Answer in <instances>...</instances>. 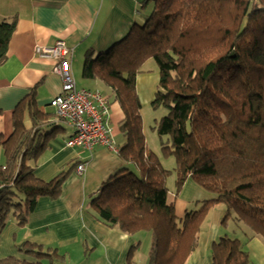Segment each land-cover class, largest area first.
Here are the masks:
<instances>
[{
	"label": "trees",
	"instance_id": "obj_1",
	"mask_svg": "<svg viewBox=\"0 0 264 264\" xmlns=\"http://www.w3.org/2000/svg\"><path fill=\"white\" fill-rule=\"evenodd\" d=\"M141 10L123 39L86 53L82 63V77L106 86L123 111L124 144L117 153L127 166L91 199L94 217L136 239L127 264L141 244L138 234L150 235L149 264H186L219 203L223 230L235 221L236 233L264 242V0H146ZM14 26L0 21V64ZM149 60L159 73L151 106L167 111L156 132L161 151L175 158L174 196L188 179L210 195L182 217L168 202L171 171L148 149L143 132L136 77ZM35 96L32 89L13 109L10 135L0 134V236L10 217L23 228L40 198L58 199L78 166L70 163L49 180L36 176L48 142L62 128L50 126L67 122L53 107L41 112ZM210 259L252 264L243 241L228 235L211 244ZM63 261L57 249L32 242L0 256V264Z\"/></svg>",
	"mask_w": 264,
	"mask_h": 264
},
{
	"label": "crops",
	"instance_id": "obj_2",
	"mask_svg": "<svg viewBox=\"0 0 264 264\" xmlns=\"http://www.w3.org/2000/svg\"><path fill=\"white\" fill-rule=\"evenodd\" d=\"M144 1L0 0V21L13 20L15 23L6 59L0 64V134L4 137L10 135L12 111L32 89H35L40 111L54 112L50 102L61 93V79L54 72L56 61L39 57L35 53L36 46L53 47L57 41H63L71 49V54L67 56L68 68L76 88L98 91L100 82L97 80L85 79L82 73V81L79 78L77 80L76 71L82 67V59L90 51L94 54L104 52L123 39L140 18ZM158 82L159 73L155 67L151 72L137 75L136 92L142 105L151 104ZM83 83L92 88L79 86ZM108 90L105 93L107 98L104 99L109 112L103 121L111 140L120 149L124 144L119 128L123 111ZM57 126L62 128L48 142L36 168V176L41 180H49L70 163L82 165L83 171L77 173L76 168L70 171L58 199L40 198L23 228L17 225L15 219L8 222L0 236V256L16 255V248L24 242L45 246L58 243L61 246L68 239L81 236L100 252L89 257L94 260V264H127V253L136 239L97 220L90 206L92 193L127 164L117 152L103 146L94 145L90 149L81 145L66 146L73 129L60 122L50 127ZM209 196L188 179L175 196L171 195L172 200L168 202L173 204L176 216L182 217L190 207L197 205L196 202L204 201ZM223 214V208L215 206L211 209L198 234L196 248L186 264H211L210 247L223 230L220 226ZM241 240L252 264H264L262 239L258 236L246 239L243 235ZM136 251L133 264H149L151 246L139 261H136L139 258Z\"/></svg>",
	"mask_w": 264,
	"mask_h": 264
},
{
	"label": "built area",
	"instance_id": "obj_3",
	"mask_svg": "<svg viewBox=\"0 0 264 264\" xmlns=\"http://www.w3.org/2000/svg\"><path fill=\"white\" fill-rule=\"evenodd\" d=\"M35 53L39 57L56 61L54 72L60 76L62 87L61 93L50 102V106L73 129V135L67 140L66 146L81 145L90 149L99 145L118 152L104 125L103 117L109 110L103 96L98 91L76 89L68 68L67 56L71 49L59 40L53 47L36 46ZM76 170L81 173L83 166L78 165Z\"/></svg>",
	"mask_w": 264,
	"mask_h": 264
},
{
	"label": "rangeland",
	"instance_id": "obj_4",
	"mask_svg": "<svg viewBox=\"0 0 264 264\" xmlns=\"http://www.w3.org/2000/svg\"><path fill=\"white\" fill-rule=\"evenodd\" d=\"M82 63H83V59H82ZM82 63H81V66H82ZM153 67H155V63L152 60H149L143 68L144 72H151ZM76 72H77V76H76L77 80H78V78L81 80L80 74L82 73V67L79 70L77 69ZM79 86H84L86 88H92V87L88 86L86 83H83L81 85L79 84ZM107 90L108 89L106 86H104L101 83L98 84V91L101 94H103L102 95L103 98L104 97L107 98L106 94H105L107 92ZM106 105H107V102H106ZM141 107H142L141 108V117H142V122H143V132H144V135L146 137L147 147H148V149H150L152 152H154L160 158L162 166L166 170L171 171V174L167 180V188L169 191L168 192V200H172L171 195L175 194V186H176L175 185L176 174L174 172V169L176 167V162H175V158L171 154L164 152V151H161L160 139H159V136L156 132V126H157L158 122L160 121V119L163 116H165L167 114V111L163 107L153 108L151 106V104L150 105L149 104L148 105H142L141 104ZM131 171H133V169H131ZM108 180H110V178H108L106 181H108ZM99 188L100 187H98L97 190L94 193H92V195L90 196L91 199L94 198V196L97 194V191L99 190ZM216 207L225 209V207L222 203L217 204ZM197 208H198V205L190 207L188 210H196ZM12 220H14V219L12 217H10L8 222L12 221ZM236 224H237V222L230 220L229 225H228L229 227L226 230L224 229L221 231L220 237L223 235H228L230 238H235V237H237L239 239L243 238V235H241L239 233V231H237V233H235L236 227H237ZM244 227H245V229L249 230L245 225H244ZM137 238H140V240H141V244L137 249L138 250L137 255L139 258L136 261H139V260H142L144 258V253L146 252V250H148L150 248V246H151L150 239L151 238H150L149 234H138ZM40 245H42V244H40ZM43 246H45V245H43ZM59 246L60 245L58 243H56L55 245H51V246L46 245V247H52V248L57 249L59 254L64 255L63 264H78V263L79 264L80 263L94 264V260H90L89 257L90 256L94 257V256L100 254V252L97 249H94L93 246H91L89 243H87V239H85L84 237H81V236L70 238L65 243H63V245H61L60 247ZM137 255H136V257H137ZM134 258H135V255L133 257V260H135ZM148 258H150V255L148 256Z\"/></svg>",
	"mask_w": 264,
	"mask_h": 264
}]
</instances>
